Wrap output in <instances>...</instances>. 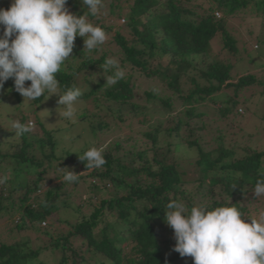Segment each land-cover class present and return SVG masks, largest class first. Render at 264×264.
<instances>
[{
  "label": "trees",
  "instance_id": "16d2710c",
  "mask_svg": "<svg viewBox=\"0 0 264 264\" xmlns=\"http://www.w3.org/2000/svg\"><path fill=\"white\" fill-rule=\"evenodd\" d=\"M105 1L108 9L103 11V6L92 15L81 0H68L71 13L86 14L110 40L89 51L77 36L74 57L57 79L62 91L75 85L82 91L80 100L92 104L84 108L86 116L78 118L91 132L107 131L112 121L114 133L136 129L144 142H134L122 156L117 155L121 143L130 138L113 143L103 149V166L86 169L78 156L89 148L58 154L53 132L36 117L42 136L31 129L0 151V179L6 177L0 183V212L17 216L12 224L19 234L43 232L49 244L32 248L28 238L0 243V264H44L39 257L46 252L58 255L55 264H187L190 257L173 250L174 233L164 223L168 202L183 200L189 208L232 204L257 219L264 212L256 215L242 202L244 197L249 202L257 181L264 180V149L252 145L254 135L243 134L238 125L244 113L238 109L242 91L257 85L264 94V79L253 74L232 77L239 49L228 29L229 19L239 11L264 16V0H209L208 5L196 0ZM114 19L127 22L109 25ZM214 41L221 46L216 53ZM111 57L125 72L116 84H106L112 72L102 68ZM141 86L145 90L140 94ZM230 90L226 98L218 96ZM42 97L32 103L37 105L35 113ZM175 105L182 109L172 115ZM157 110L164 118L153 121L151 113ZM208 112L220 125L204 122ZM18 119L28 124L26 115ZM230 133L237 139L227 146ZM189 154L190 178L181 163V155ZM59 167L89 172L94 181L87 183L88 199L75 211L90 210L73 223L56 219L68 230L49 232L41 224L60 206L71 208L72 193L63 190L67 182L59 181ZM79 182H85L81 175L73 187ZM167 231L170 239H162Z\"/></svg>",
  "mask_w": 264,
  "mask_h": 264
},
{
  "label": "clouds",
  "instance_id": "9594fccd",
  "mask_svg": "<svg viewBox=\"0 0 264 264\" xmlns=\"http://www.w3.org/2000/svg\"><path fill=\"white\" fill-rule=\"evenodd\" d=\"M67 3L68 0H12L9 9H0V89L13 79L24 101L56 96L57 109H62L57 115L75 121L82 91L75 85L62 91L56 74L74 57L71 54L77 36L83 38L84 49L92 51L105 43L107 33L91 23L86 14L71 13ZM81 3L92 15L103 7V0ZM102 68L112 72L106 84H116L125 76L114 57L106 59ZM26 82L30 85L26 86ZM8 123L15 137L31 131V121L25 124L12 119ZM78 158L86 169L106 163L103 148L91 147ZM58 170L63 173L59 180L62 184L75 183L81 175L66 167ZM5 180L6 177L0 179V183ZM253 191L255 197L264 196V180H258ZM166 209L164 223L173 230V250L181 257L193 258L194 264H264V212L258 219L250 218L236 205L199 204L189 208L185 201L175 199L167 203ZM246 218L250 222H245Z\"/></svg>",
  "mask_w": 264,
  "mask_h": 264
},
{
  "label": "rangeland",
  "instance_id": "374dc122",
  "mask_svg": "<svg viewBox=\"0 0 264 264\" xmlns=\"http://www.w3.org/2000/svg\"><path fill=\"white\" fill-rule=\"evenodd\" d=\"M208 1L209 0H196L195 2L206 5ZM11 3L12 0H5L2 3V9H9ZM103 6L104 9L102 10L106 11L108 9V3L105 1ZM255 13L256 12H252L250 9L242 10L237 12L233 18L229 19L228 22L229 32L237 40L239 49L235 59V68L232 72V77L234 79L248 74L256 75L258 79H264V16H260ZM218 14L220 17H222L220 12ZM121 19H124V17ZM121 19L109 20L108 23L109 25H114V27H117L118 23L126 24L127 20L125 23H123ZM0 35H2L1 28ZM107 39L110 40V36ZM220 47V43H218V41H214L213 52L216 53ZM7 82H10L12 86L7 88V86L4 85L3 88L0 89V151L2 153H4L6 149H8L14 142L18 140L17 137H15V133L10 132L8 122L12 119H18L21 115H26L28 117L27 122L29 123V121H31L32 125L34 124L33 126L31 125L33 134L42 136L41 130L35 125L34 119L36 117L42 122L46 129L53 132V136L57 142L56 151L58 154L64 152L79 154L86 147H97L104 149L113 143L121 142L123 139L130 138L128 143H121V150L117 155L122 156L128 151L132 150L131 147L136 145L134 142H144V140L136 134V129L132 131L124 130L118 134L114 133L112 129V121H109L110 128L107 131L102 133L91 132L87 122H81L78 120L79 116H86V113L84 112L85 107L92 108V104L90 102L87 103L86 106V104L80 100V102L77 104V114L75 121L66 120L57 115V113H59L62 109H57L59 105L57 103L58 97L56 96H53L48 100H44V97H42L38 105L39 111L38 113H35L37 105H33V101H24V97L15 90L13 79H9ZM29 85L30 82H26V86ZM143 90H145V87L141 86L139 93L141 94ZM228 93H232V91H222L218 94V96L221 98H226ZM162 95L165 94L163 93ZM240 97L243 102L241 101V105L238 107V109H241L242 111L244 110V113L238 117V125H240V128L243 129V134L251 132V134L254 135L252 145L258 146L260 149H264V94H261V89H258L257 85H254L247 90L242 91ZM247 97H251V99L244 101L243 98ZM181 109L182 107L175 105L171 114L175 115ZM161 113L162 112L160 110L151 113L152 120H163L164 116ZM208 113L209 115L207 118H204V122H213V124L217 126L220 125V123L217 124L215 115H213L212 112ZM230 134L231 135H228V138L225 140V144L227 146L233 144L235 139H237L232 137V133ZM66 137L68 139H66ZM233 138L235 139L233 140ZM181 156L183 158L181 163L182 166H184L181 168L183 171L188 172L190 178V176H192V172L191 168L186 166L188 161L186 158L190 159L192 157H190V154ZM74 171L76 174L81 173V176H83V181L85 182H79L76 187H73V183H65L63 190L66 193H72L69 200L71 208L66 209L63 206H60L59 211L54 213L52 219L46 220V226L42 228L47 229L49 232H53L56 228L60 229L61 231L68 230L66 226L58 225V222L55 221L56 219L73 223L76 221L79 215L87 214L90 210L88 207H83L79 213H76L75 211L77 206H79L82 201H87L88 191L86 186L87 183H93L94 180L88 178L87 173L89 172L84 171L82 168H76ZM58 183L59 181H56L53 183V185ZM247 197L249 198V202L247 199H245L246 197L243 198L242 202L244 205H247L254 214L264 211V196L260 198L261 201L259 200V197H255V194H249ZM16 219L17 216L12 218L9 214L0 212V243L12 244L15 241H21L28 238L32 248L48 246L49 238L48 236H45L43 232L34 233L29 231L26 232V234H19L14 229V224H12V222ZM167 238H169L168 231L163 234L162 239ZM39 260L44 264H55L56 260H58V255L51 252H46L39 257ZM188 262L190 263L187 264L193 263V259L190 257Z\"/></svg>",
  "mask_w": 264,
  "mask_h": 264
}]
</instances>
